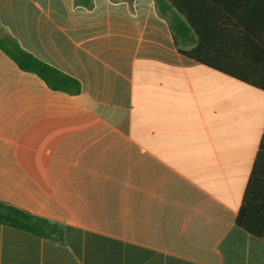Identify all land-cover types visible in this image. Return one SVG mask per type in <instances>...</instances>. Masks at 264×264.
Listing matches in <instances>:
<instances>
[{
	"label": "crops",
	"instance_id": "0c3cea01",
	"mask_svg": "<svg viewBox=\"0 0 264 264\" xmlns=\"http://www.w3.org/2000/svg\"><path fill=\"white\" fill-rule=\"evenodd\" d=\"M0 23L82 86L0 50V200L60 226L0 225V264H264L263 91L180 54L154 0H0Z\"/></svg>",
	"mask_w": 264,
	"mask_h": 264
},
{
	"label": "trees",
	"instance_id": "16d2710c",
	"mask_svg": "<svg viewBox=\"0 0 264 264\" xmlns=\"http://www.w3.org/2000/svg\"><path fill=\"white\" fill-rule=\"evenodd\" d=\"M168 22L178 52L264 92V0H154ZM90 6L89 1H85ZM0 50L53 91L79 95L81 83L25 50L0 23ZM261 148H264V135ZM248 186L245 202L251 196ZM0 225L38 237L60 226L0 200ZM237 225L253 232L243 218Z\"/></svg>",
	"mask_w": 264,
	"mask_h": 264
}]
</instances>
